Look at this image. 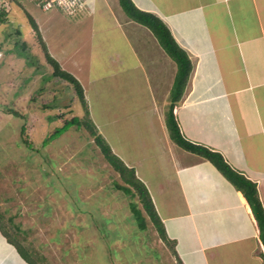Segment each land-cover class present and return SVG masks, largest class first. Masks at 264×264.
Here are the masks:
<instances>
[{"label":"rangeland","instance_id":"rangeland-1","mask_svg":"<svg viewBox=\"0 0 264 264\" xmlns=\"http://www.w3.org/2000/svg\"><path fill=\"white\" fill-rule=\"evenodd\" d=\"M19 1L21 4H10L9 20L0 25V44L4 52L0 68L9 63L12 73L8 78L12 79L16 75L10 84H6V74L1 71L0 106L15 107L20 113L27 109L30 112L27 118L5 112L6 116L0 120V206L13 223L19 224L21 243L26 249H38L43 256L42 264H180V260L186 264L180 254L178 253L179 257L174 255L167 243L161 239L138 197L116 187L115 181L121 184L125 182L107 162L100 145L87 126L71 125L41 147L43 138L53 132L57 122H51L47 117V112L53 113L54 109L38 110L36 103L31 102L30 95L40 84L43 75L49 73V66L45 64V70L42 67L37 69L27 66L25 59L10 52L15 48L14 42L22 40L16 33V27L23 31L24 39H34L35 30L31 27L32 23L26 11L33 18L36 17L35 21L38 22L41 15L51 14V31H48V36L45 33V41L49 37L51 43L50 47L47 42L48 50L56 59L59 58L61 67L66 70H76V66L71 64V58H77L79 53L83 55L80 60L87 74L89 73L88 92L94 108L93 113L104 121L108 116L110 119L116 118L115 121L112 120L113 124L104 126L101 119L91 116L104 137V130L113 131V135L108 133L110 138L105 137L112 151L117 154L114 150L117 149L125 158L141 159L145 171L147 169L154 175L165 176L172 165L168 169L166 163L161 166L166 170L164 174L159 167L152 170L146 165L151 158L148 157L149 150L153 149V145H149L147 128L149 103L152 98L147 88V80L142 75L136 82L133 79L125 81L129 75L125 72L119 73L114 64L115 55L124 51L123 48L127 45L123 35L117 34L113 30L114 26L109 27L110 22L108 19L104 21L103 15L91 21L98 27V31L92 33L85 28L88 26L84 24V18L73 23L71 20L76 18H72L66 11H42L31 1ZM117 1L115 0L116 3ZM115 7L122 8L117 4ZM91 8L93 6L90 5L89 9ZM117 12L119 24L125 23L126 17L130 18L125 12ZM90 13L89 15H94L93 11ZM41 20L44 22L42 16ZM73 24H81V27L72 29ZM114 37L116 40L111 43ZM91 42L98 46L103 43L106 47L104 52L93 47L91 48L95 52L81 51ZM141 45V50L145 52L149 42ZM33 48L34 51L37 50L36 46ZM39 53H42L40 49ZM128 57L125 62L129 64L132 60L131 54ZM170 59L172 62L165 59L167 62L154 63L160 66L154 70L157 84L154 82L152 91L153 96L160 101L170 89L174 74L176 75L174 65L177 64L173 58ZM102 62H106L109 67L106 71L110 74L104 76L102 72H98L97 77L96 70ZM94 64L96 67L89 70ZM77 70L81 74L74 75L80 77L84 72L79 67ZM53 83L60 93L54 104H67L71 93L64 89L65 84L57 86ZM19 87H27V93L21 94L23 89ZM51 97L52 93L46 92L43 98L47 100ZM62 121H65V117ZM24 125L37 147L30 148L24 143L21 134ZM128 131L131 132L130 138L126 137ZM172 144L181 148L175 141ZM168 159L166 155L164 160ZM133 202L143 210L146 228H138ZM179 229H175L173 233L184 232L183 226ZM166 230L171 237L169 230ZM0 233V264H29L6 240L1 230ZM183 235L188 234L184 232ZM232 260L237 261V264L245 262L238 257H233ZM232 260L229 259L227 263Z\"/></svg>","mask_w":264,"mask_h":264},{"label":"crops","instance_id":"crops-1","mask_svg":"<svg viewBox=\"0 0 264 264\" xmlns=\"http://www.w3.org/2000/svg\"><path fill=\"white\" fill-rule=\"evenodd\" d=\"M133 1L139 8L158 15L194 62L189 83L175 106L184 134L195 142L221 151L236 169L256 181L264 204V0ZM87 3L93 6L94 15H89L91 13L87 10L80 19L71 21L74 23L84 18L83 22L88 26L85 28L95 33L98 27L91 21L103 15L104 21L109 20V27L114 26L113 30L122 34L127 42L124 51L115 55L118 72L129 75L125 81L133 79L136 82L142 75L147 80L152 97L147 128L149 145H153V149L149 150L148 157L151 158L146 165L152 170L159 167L162 174L166 171L161 167L164 163L167 169L172 165L171 169L165 176L154 175L144 170L141 159L125 158L113 149L147 185L166 229L172 238L177 239V251L183 261L186 264H237L232 258L238 257L245 260L239 264H263L261 252L264 244L244 194L206 157L172 144L164 119L173 84L161 101L153 96L152 91L154 82L157 84L154 70L160 66L154 63L167 62L165 59L172 62L169 54L148 27L128 17L125 23H118L116 12H124L115 7L116 4L121 7L119 0L117 3L115 0H87ZM41 16L36 22L45 39V33L48 36L51 31L53 17L51 14ZM79 27L81 24L72 25V29ZM46 40L51 47L50 38ZM113 40L116 38L110 42L114 43ZM147 41L149 46L143 52L141 44ZM104 46L91 42L81 51L95 52L93 47L104 52ZM54 50L51 48L57 54ZM129 54L132 60L128 64L125 61ZM80 55L71 58L76 70H68L76 76L81 74L77 73V67L84 72L77 78L86 89L90 115L101 119L104 126L113 124L112 120L116 118L108 116L104 121L93 113L88 92L89 73L80 60L83 55ZM174 66L176 73L177 65ZM93 67L96 65L90 66L89 70ZM108 69L106 62H102L96 76L98 72L109 75ZM1 71L6 74V84L16 77L8 78L12 73L9 63L0 68ZM6 114L0 109V120ZM104 131L107 138H110L108 133L113 135V131ZM126 137H131L130 131ZM166 155L168 161L164 160ZM180 226L188 235L173 233L175 229L180 230ZM229 259L231 263H227Z\"/></svg>","mask_w":264,"mask_h":264},{"label":"trees","instance_id":"trees-1","mask_svg":"<svg viewBox=\"0 0 264 264\" xmlns=\"http://www.w3.org/2000/svg\"><path fill=\"white\" fill-rule=\"evenodd\" d=\"M12 2L15 4H21L19 0H11V3ZM119 2L125 13L132 20L149 27L165 51L171 58L175 60L177 64V72L169 95V104L165 112V122L171 139L181 147L202 155L210 160L225 175V177H227V179L232 182L237 190L244 194L257 220L260 230V237L264 242V204L259 193L257 182L247 177L240 170L236 169L226 159L221 151L211 148L206 144L195 142L189 139L184 134L178 117L175 113V106L184 94L194 67L192 58L188 54L187 50L177 42L170 28L158 15L139 8L133 0H119ZM56 10L58 11V9ZM26 12L28 14L29 20L32 23L31 27L35 30V33L33 34L34 39L33 41L24 39L23 31L19 27H16V33L21 36L22 40L15 41V48L12 49V51L7 50V52H14L21 58L25 59L26 63H28L27 66H34L37 69H41L42 67L44 70L46 65L49 66V73L43 75L42 80L40 79V84L30 95L31 102L36 103L38 110L50 111V109H54V111H52L53 113L47 112V117L49 118V121L57 122L53 132L43 138L41 147L42 145H45L46 142L48 143V140L58 136L71 125L76 124L77 126H87L95 141L98 143V145H100L107 162L119 173L120 177L125 182V184H121L118 181H115L116 187L123 189L127 193H130L133 197H138V200L141 202L144 210L147 212L154 223V226L157 228L161 239L167 243L173 254L179 257L176 249L177 239L171 238L168 235L165 225L155 208V204L147 185L141 180V178L137 176L133 167L128 166L120 156L112 151L109 143L106 141L102 132L97 129L96 124L91 118L84 86L73 73L63 69L59 61L50 53L47 42L43 37L38 23L35 21V18H33L31 13L28 11ZM10 13L11 12L5 10L4 8L0 10V25L9 20L11 15ZM83 15L84 14L80 12L76 16H71L72 18L80 19V17ZM35 46L37 47V50L34 51L33 47ZM2 48L3 46L0 44V49ZM39 49L42 53H39ZM53 82H55V85L57 86L60 84H65L64 89L71 93L72 96L70 97V101L67 104H54V100L57 99V96L60 93L58 90L59 88L54 86ZM26 88L27 87H19V89H23L21 94L27 93ZM18 92L20 93V90ZM46 92L52 93L53 97L44 100L43 97ZM0 109H3V111L12 113L16 116L25 118L29 116L30 112L27 109L24 110L23 113H20V110H16L15 107L11 106H0ZM59 110L61 111L59 112ZM63 117H65V121H62ZM21 134L24 143L27 146L30 148L37 147L30 136L31 134L26 131L25 125L22 127ZM132 206L135 219L138 222V228H146L147 222L146 217L143 214V210L137 206L136 202H133ZM18 228L19 224L13 223L11 217L7 216V214L1 210L0 206V230L6 240L16 248L20 256L29 264H42L43 256L40 254L38 249H26L21 243V239L19 237L21 233L18 232L20 229ZM23 238H25V236ZM262 255L264 257V253ZM180 264L184 263L180 260Z\"/></svg>","mask_w":264,"mask_h":264},{"label":"built area","instance_id":"built-area-1","mask_svg":"<svg viewBox=\"0 0 264 264\" xmlns=\"http://www.w3.org/2000/svg\"><path fill=\"white\" fill-rule=\"evenodd\" d=\"M40 5L43 10L58 9L68 12L70 15H77L85 8L87 0H31ZM11 0H0V10L3 8L10 11ZM4 56L3 50L0 49V61Z\"/></svg>","mask_w":264,"mask_h":264},{"label":"clouds","instance_id":"clouds-1","mask_svg":"<svg viewBox=\"0 0 264 264\" xmlns=\"http://www.w3.org/2000/svg\"><path fill=\"white\" fill-rule=\"evenodd\" d=\"M28 1H31V0H28ZM34 5H36L37 7H39V8H41L42 9V11H45V10H43V8L40 6V5H38L36 2H34V1H31ZM90 8V4L89 3H86V5H85V8L83 9V11H81L83 14L84 13H86L87 12V10H89V11H91V9H93V8H91V9H89ZM47 11H49V10H47ZM9 12H11V9H10V11ZM125 12V11H124ZM155 14V13H154ZM78 20V19H77ZM141 24V23H140ZM142 25H144V24H142ZM144 26H146V25H144ZM146 27H148V26H146ZM149 28V27H148ZM2 50V49H1ZM4 57V56H3ZM260 235V234H259ZM261 238V237H260ZM262 240V239H261ZM262 242H263V240H262ZM263 244H264V242H263ZM264 253V251H262L261 252V256L263 257V254ZM263 259H264V257H263Z\"/></svg>","mask_w":264,"mask_h":264}]
</instances>
